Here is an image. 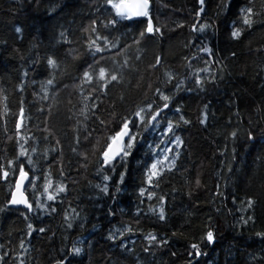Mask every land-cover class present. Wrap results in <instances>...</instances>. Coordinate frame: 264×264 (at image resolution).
I'll return each mask as SVG.
<instances>
[{
  "label": "trees",
  "instance_id": "16d2710c",
  "mask_svg": "<svg viewBox=\"0 0 264 264\" xmlns=\"http://www.w3.org/2000/svg\"><path fill=\"white\" fill-rule=\"evenodd\" d=\"M251 3L255 11L264 13V0H251ZM249 4L250 0H230L226 13L217 17L218 0H205V13L198 18V0H152L150 12L163 37L146 36L139 45L132 44V38L146 26L143 20L133 21L127 28L118 26L119 31L106 30L118 38L120 47L114 52L120 55L101 61L96 68L104 66L117 73L121 82L108 85L107 95L101 96L95 109L99 119L106 121L105 127L91 111L87 121L80 114L84 105L81 92L87 96L102 83L94 80L80 86L81 70L91 62L84 46L88 35L84 29L100 15L97 8L102 0H0V93L8 97L10 109L9 115L0 119V157L14 155V123L23 100L25 115H31V119L25 120L22 131L39 138L34 159L43 166L45 162L39 153L45 148L57 149L48 158L49 163L56 158L53 179H61L58 169L62 165L68 200L84 220L83 228L78 220L72 229H67L58 208L53 216L35 221L47 231L34 232L28 238V221L19 211L6 207L9 187L0 181V208L4 209L0 212L3 264H19L17 256H23L25 264H55L63 255L60 249L67 253L78 240H83L84 251L80 256L69 257V264H264V240L256 236V232H264V23L245 30L238 41L230 35L240 10ZM52 5H57L55 10ZM197 19L211 20L214 30L192 33L191 27ZM259 19L264 20V14ZM61 30L72 43H58ZM193 38L197 43L201 40L208 43L220 63L211 68L215 83L206 82L205 90L201 91L192 80H187L186 86L174 96L172 103L181 107L190 123L174 130L183 146L178 169L165 173L156 189L157 196L166 198L167 219L159 221L147 212L149 204L156 206V198L148 201L147 192L143 198L138 196L140 187L148 188L143 183L144 165L150 161L146 143L156 142L159 132L145 134L146 143L134 150L127 165L129 174L124 191L115 202L103 197L94 187L100 182L96 175L99 150L106 137L117 130L123 116L153 99L155 88L163 87L165 72L178 74L180 78L187 76L183 57L191 54L192 49L185 45ZM233 52L235 57L231 55ZM157 55L161 64L154 68ZM49 57L57 59L55 70L47 65ZM124 60L128 61L127 65ZM193 65L203 67L197 61ZM24 70L29 72L27 78L22 77ZM53 75L54 86L43 100L40 83ZM21 85L23 93L19 91ZM98 94V88L91 92L93 100L88 102L89 106ZM168 111L169 118L175 121L178 114L173 115L172 108ZM205 111L207 122L201 124ZM86 126L95 129L87 140ZM45 128L48 132L43 131ZM233 131L237 133L235 140L231 138ZM249 131L255 140H248ZM46 135L48 140L44 141ZM77 135L79 145L75 140ZM56 140L60 141L59 145ZM73 148L77 149L76 153ZM80 154L87 155V160ZM119 171L117 168V175ZM217 191L222 195H217ZM248 199L255 204L243 215L250 213L255 223L241 227L240 209L246 207ZM139 209L143 211L138 215ZM109 210L114 214L109 215ZM126 226L134 234L124 233L123 243L128 247L122 249L119 247L122 241L113 243L107 236L110 230ZM209 230L215 233L212 244L202 239ZM149 232L167 238L170 243L145 253V236ZM173 232L176 236H172ZM22 239L27 252L19 247ZM194 243L200 247V257L193 254Z\"/></svg>",
  "mask_w": 264,
  "mask_h": 264
},
{
  "label": "snow or ice",
  "instance_id": "6c2138e0",
  "mask_svg": "<svg viewBox=\"0 0 264 264\" xmlns=\"http://www.w3.org/2000/svg\"><path fill=\"white\" fill-rule=\"evenodd\" d=\"M199 10L197 17L205 13V0H198ZM152 0H102L101 7L97 8L99 16L94 17L84 32L88 35L85 37V47L88 55L91 57V62L82 68V76L80 77V86L84 84H92L94 80L102 83H98V92L95 101L89 106V101L93 100L91 92L97 91V88H93L89 95L85 96L81 92V96L84 100V105L81 108L80 114L87 121L91 117L89 112H92L93 117L99 121L100 125L107 126L106 121L99 119L95 113V109L100 103L101 96L107 95L106 89L112 82L120 83V78L117 73L111 72L104 66L96 68V65L101 64V61L107 59H113L115 55H120V52L116 51L120 47L119 40L113 35V32L119 31L118 26L125 28L129 27L131 22L143 20L145 27L138 31V35L132 38V44L139 45L141 41L146 37H163V31L159 26L154 25L153 17L150 12ZM57 5H52V10H55ZM230 6V0H218L216 16H220L226 13ZM264 14L261 11H255L252 6L251 0L248 7H244L238 14V22L234 23L230 32L233 40H240L245 30H250L254 24L264 23V20L259 19ZM183 27V25H180ZM215 26L208 20V22H201L197 19L191 27L192 33L203 34L207 30H214ZM111 29L113 32L106 30ZM101 30H105L102 32ZM110 37H112L110 39ZM58 43H72L66 36V33L61 30L59 32ZM131 47V44L126 45ZM186 48H191V54L183 57L186 61V68L188 70L187 76L180 78L178 74L165 72V80L163 87H157L153 93V99L142 106H137L135 111L130 115H125L121 118L117 130L113 131L111 135L106 137V142L99 150L98 166L96 168V175L99 177L100 182L95 184L94 187L103 197H108L112 202H115L116 198L124 191L126 183V176H128V161L132 157L134 150L141 143H146L145 134L152 135L159 132V139L154 143H146V146L150 149V161L144 165V180L143 183L147 184L148 188L140 187L138 190V196L143 198L147 192V200L152 201L155 197L157 200L156 206L148 205L147 212L155 215L159 221H165L167 219L165 212L166 198L164 195L157 196L156 189L159 188L162 178L165 173H172L178 169V161L180 159V149L183 146V141L179 135L175 134V129L180 128L182 125L190 123L184 118L180 106L174 105V96L186 86L187 80L192 82L201 90L204 89L206 82L215 83V73L211 71L213 64H219L220 61L215 57L213 48L209 46L204 40L197 41L189 39L185 45ZM105 53L112 54L105 55ZM235 57L236 53H231ZM139 59V57H137ZM193 61L202 63L203 67L193 65ZM115 62V61H114ZM124 65H127L128 61L124 60ZM161 64V57L157 55L155 63L152 67H157ZM47 65L50 69L55 70L57 68V59L49 57L47 59ZM222 71V69H221ZM29 76L28 70H24L22 73L23 78ZM222 78V77H221ZM55 76H51L45 81L40 83V92L43 94L41 99L46 100L49 96V88L54 86ZM174 82V83H173ZM35 83V82H34ZM171 85V87H168ZM167 89V91H165ZM19 91L23 93L24 87L21 85ZM7 96L0 93V119L9 115L10 109L7 104ZM122 99V98H121ZM158 101L162 103H158ZM20 107L17 114V119L14 123V138H15V152L12 157H0V181L8 183L10 198L6 201V207L9 209H15L20 212L27 223V237L30 238L34 232L44 234L47 229L44 226L37 225L35 221L42 220L46 216H53L58 212V208L63 215L67 229H72L76 222L79 220V227H84V220L81 219V214L76 207L72 206L71 201L68 200L67 184L62 179L64 176L63 166H59V176L61 179L54 180L52 174V168L56 164V158L53 157L51 163L48 162L49 154L57 151L56 148H45L39 153V156L43 157L44 164L40 165L38 159L34 157L38 154L39 138H34L25 134L22 129L24 128L25 120L31 119V115H25V108L23 106V100L20 101ZM173 109V115H177L176 120L169 118V109ZM42 111V109H40ZM207 112L203 113V118L200 120L201 124L207 122ZM5 131H7V120H4ZM161 124L164 125L161 128ZM44 132H48V129H43ZM95 129L89 130L85 127V140H87ZM51 133H49L50 135ZM237 133L233 131L231 138L235 140ZM171 137V139H169ZM255 136L251 131L248 132V140H255ZM9 140L13 137H8ZM44 141L48 140V136L43 137ZM77 145L81 143L79 135L75 137ZM31 141V144H29ZM56 145L60 144L59 140H56ZM99 144V140L96 142ZM74 153L77 152L76 148H73ZM95 151V149H94ZM235 149H233V154ZM79 154V153H78ZM82 155L84 160H87V155ZM27 168V170H26ZM117 168L120 169L117 175ZM229 171L231 169L229 168ZM113 176L116 179L113 180ZM11 177V180H10ZM39 182V183H38ZM196 185L199 186L200 181L196 179ZM150 189V190H149ZM219 189V185H217ZM217 195H222L219 191ZM31 197V198H30ZM100 197L98 196L97 199ZM226 199V197H224ZM144 200H140V204H143ZM235 203V201H233ZM246 207H241L240 211L242 215L239 217V223L241 227H247L248 224L255 223L251 214L247 216L243 213L247 209H252L255 201L248 199ZM26 210V211H24ZM4 211L0 208V212ZM143 209L138 210L139 212ZM109 210V215H113ZM133 233V229L130 226L110 230L107 239L113 243L117 240L122 241L119 245L122 249H127V243H123L124 233ZM176 232L172 233V236H176ZM256 236L264 240V232H256ZM209 244L215 242V233L211 230L207 231L202 238ZM147 245L143 248L145 253H149L153 248H162L168 245L170 241L167 238L158 237L156 234L149 232L145 236ZM81 245V246H77ZM83 240L74 241L70 251L65 253L64 249L60 251L63 254L61 258L56 259L55 264H69V257L80 256L84 248L82 247ZM3 245H0L2 248ZM19 247L24 252H27L25 248L24 240L22 239ZM191 249L194 250L193 254L196 257L202 255L198 244H192ZM154 254V253H153ZM175 255V253H173ZM16 259L19 264H25L23 256H17ZM4 256L0 255V264H3Z\"/></svg>",
  "mask_w": 264,
  "mask_h": 264
},
{
  "label": "water",
  "instance_id": "95a60500",
  "mask_svg": "<svg viewBox=\"0 0 264 264\" xmlns=\"http://www.w3.org/2000/svg\"><path fill=\"white\" fill-rule=\"evenodd\" d=\"M151 8H152V4H151ZM151 8H150V11H151ZM201 15H202V14H201ZM201 15H200V16H201ZM134 22H135V21H134Z\"/></svg>",
  "mask_w": 264,
  "mask_h": 264
}]
</instances>
